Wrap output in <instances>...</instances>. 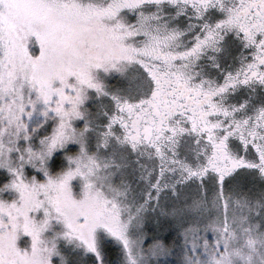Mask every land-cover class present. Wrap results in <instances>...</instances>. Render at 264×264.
Listing matches in <instances>:
<instances>
[{
    "label": "snow or ice",
    "instance_id": "6c2138e0",
    "mask_svg": "<svg viewBox=\"0 0 264 264\" xmlns=\"http://www.w3.org/2000/svg\"><path fill=\"white\" fill-rule=\"evenodd\" d=\"M0 264H264V0H0Z\"/></svg>",
    "mask_w": 264,
    "mask_h": 264
}]
</instances>
